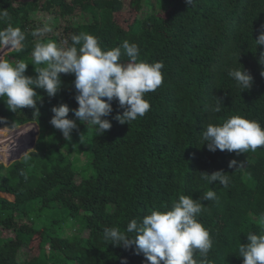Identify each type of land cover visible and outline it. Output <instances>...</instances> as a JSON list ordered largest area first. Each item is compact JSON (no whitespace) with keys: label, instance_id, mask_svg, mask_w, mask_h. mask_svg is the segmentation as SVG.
Returning <instances> with one entry per match:
<instances>
[{"label":"trees","instance_id":"trees-1","mask_svg":"<svg viewBox=\"0 0 264 264\" xmlns=\"http://www.w3.org/2000/svg\"><path fill=\"white\" fill-rule=\"evenodd\" d=\"M124 1L0 0V264H264V0Z\"/></svg>","mask_w":264,"mask_h":264},{"label":"rangeland","instance_id":"rangeland-1","mask_svg":"<svg viewBox=\"0 0 264 264\" xmlns=\"http://www.w3.org/2000/svg\"><path fill=\"white\" fill-rule=\"evenodd\" d=\"M127 6L125 7L126 10H124L122 13H119L117 14V20L118 22L125 28L128 27L129 23H131L133 21V18H134V14L133 12L131 11V8L132 6H134V2L133 0H125L124 1ZM130 3H131V8H130ZM135 7V6H134ZM37 36V40L33 41L34 43H36V47L34 48L35 51L37 49V46H39V40H41V37L39 35V33L36 34ZM8 44L9 46L6 47V51L5 49L1 52H0V63L3 62V55L7 52H13L15 49H20L22 47V44L16 42V41H8ZM135 77V67L134 66H129L127 67V79H128V82H132V80L134 79ZM29 124H25L23 126H20L14 130H11L12 133H10V135L12 136H16L19 137L21 134L25 135V139L24 140H21L22 138L18 139V142L16 143H12L11 146H10V149H12V154H14V157L11 159V160H3V161H0V164L3 163V165H5L6 167L9 166L10 164L16 162V161H20L22 159H24L29 153L35 151V145H34V141L30 140L28 143V140L27 139H30L31 138V135H26L22 132V129L27 126ZM20 134V135H18ZM3 135H0V141H4L5 138H7L6 134L4 135V137H2ZM33 139V138H32ZM23 141V143H21ZM33 143V144H32ZM232 165L234 166H240L242 164L240 163H236L235 161L232 162ZM77 181H79V176L77 175L76 177ZM35 223H36V227L37 228H40L42 226H45L43 225V222L41 221V219L38 217V219H35ZM43 229V228H42ZM41 229V230H42ZM3 235H8V236H12V233H9V232H3L2 233ZM40 241L41 239L38 237L36 238L33 242H32V250H31V254L29 256V259L28 260H32L34 259L35 257H37V255L39 254V248H40Z\"/></svg>","mask_w":264,"mask_h":264},{"label":"water","instance_id":"water-1","mask_svg":"<svg viewBox=\"0 0 264 264\" xmlns=\"http://www.w3.org/2000/svg\"><path fill=\"white\" fill-rule=\"evenodd\" d=\"M22 132L26 135H31L32 138L38 135V126L36 123L29 124L22 129Z\"/></svg>","mask_w":264,"mask_h":264}]
</instances>
